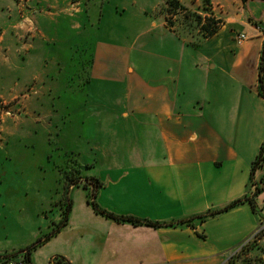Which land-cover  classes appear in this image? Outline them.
<instances>
[{
  "label": "crops",
  "instance_id": "0c3cea01",
  "mask_svg": "<svg viewBox=\"0 0 264 264\" xmlns=\"http://www.w3.org/2000/svg\"><path fill=\"white\" fill-rule=\"evenodd\" d=\"M69 1L60 5L64 12ZM140 1L109 0L92 18L96 99L114 106L102 113L108 126L98 139L103 154L95 158L105 168L59 192L56 205L63 211L56 209L52 220L61 221L68 201V223L32 252L33 264H53L56 257L70 264H224L264 221V169L254 176L257 196L252 180L264 144V0H210L223 26L208 39L168 27L153 13L162 0ZM179 1L201 6V0ZM84 3L76 6L75 24L64 14L70 29L90 23L84 13L91 5ZM5 17L0 12V32L8 26ZM240 34L247 37L241 45ZM10 41L6 32L2 43L9 48ZM39 45L36 38L27 49L36 53ZM15 46V54L26 47ZM8 63L0 58L1 83ZM128 132L134 137H125ZM94 191L102 209L163 225L136 226L97 214L88 199ZM244 198H253L255 210L244 202L199 219ZM190 219L191 225L181 223ZM260 242L264 246V238Z\"/></svg>",
  "mask_w": 264,
  "mask_h": 264
},
{
  "label": "rangeland",
  "instance_id": "374dc122",
  "mask_svg": "<svg viewBox=\"0 0 264 264\" xmlns=\"http://www.w3.org/2000/svg\"><path fill=\"white\" fill-rule=\"evenodd\" d=\"M81 1H69L66 12L60 7L63 0H7L6 7L0 4L8 22L0 32V58L9 62L8 75L3 83L0 80V264L11 259L24 261L28 249L55 228L58 223L52 219L55 210L63 208L56 203L62 201L59 192L65 185L105 168L95 158L103 154L98 151L102 144L98 139L108 126L102 113L114 106L96 99L98 87L92 69L98 38L91 21L109 0H84L85 7L91 5L84 13L90 23L87 28L70 29L64 14L75 24L76 6ZM164 3L162 0L153 13L166 23L174 22L171 29L176 32L202 37L200 29L189 26L184 12L161 13ZM187 8L204 18L217 17L203 0L200 7ZM54 17L55 27L50 26ZM6 32L9 48L2 43ZM36 38L39 52L33 53L27 47ZM16 41L26 46L22 53H14ZM125 137L134 135L128 132ZM12 186L23 189L15 193ZM50 195L51 199H43ZM22 246L29 247L20 250Z\"/></svg>",
  "mask_w": 264,
  "mask_h": 264
},
{
  "label": "trees",
  "instance_id": "16d2710c",
  "mask_svg": "<svg viewBox=\"0 0 264 264\" xmlns=\"http://www.w3.org/2000/svg\"><path fill=\"white\" fill-rule=\"evenodd\" d=\"M204 3H206L207 6H211L210 0H203ZM161 13L164 14V12L168 13H178L179 11L182 13L184 12V17L186 19H190L189 26L192 29H200L202 33V39H208L216 35L220 29L223 26V20L217 17H206L204 18L201 14L198 13H192L186 6H184L179 0H165L164 6L162 7V10H160ZM209 11V10H208ZM168 26L171 28L174 26V22L168 20L167 21ZM260 94L264 97V57L261 62L260 66ZM259 169H264V144L262 146L261 152L256 159V161L253 164V173H252V180L253 183L256 185L255 190V196H257L261 192V188L259 185L255 182L254 176L255 173ZM92 181H95V184L99 186V183L96 181V179H93ZM71 183L75 184L77 181L73 180ZM261 183H264V177L261 180ZM96 192L94 191L92 194H88L89 203L94 209V211L97 214H100L108 219L114 220L116 222H128L133 225H147L152 227H160L163 224H160L158 222H153L146 219H140L134 216H119L116 215L110 211H107L105 209H102L97 201H96ZM244 202H250L255 210V205H253V198H244L237 201L232 202L225 208L214 211L205 215H202L199 217L201 221H204L205 219L209 217H213L217 214L226 212ZM69 203H71V200H69ZM66 209L63 212V216L61 221L56 224L55 228L52 229L48 235L43 237L39 240L38 244L32 245L28 251L24 254L23 258L24 261H22L23 264H33L31 259V254L34 250H36L38 247L43 245L45 242L51 240L53 237H55L60 231L67 225L69 220V214L71 211L70 204H67ZM193 219L185 220L181 222L182 224H192ZM167 225H173V224H167ZM264 238V221L260 225V231L257 232L255 235L247 239L245 242H243L241 245H239L234 251L228 256L227 261L224 264H264V246L261 244V240ZM13 260V259H11ZM9 261V260H8ZM7 264V262H5ZM53 264H70L69 261H67L64 257H56L53 260Z\"/></svg>",
  "mask_w": 264,
  "mask_h": 264
},
{
  "label": "built area",
  "instance_id": "2783aa9c",
  "mask_svg": "<svg viewBox=\"0 0 264 264\" xmlns=\"http://www.w3.org/2000/svg\"><path fill=\"white\" fill-rule=\"evenodd\" d=\"M246 39H247V37H246L245 34H240V35L238 36L237 42H238L239 45H241V44L244 43V41H245ZM259 231H260V227H259L258 230L255 232V234H256L257 232H259ZM255 234H254V235H255ZM7 264H22V262H17V261H15V260H10V261L7 262Z\"/></svg>",
  "mask_w": 264,
  "mask_h": 264
}]
</instances>
